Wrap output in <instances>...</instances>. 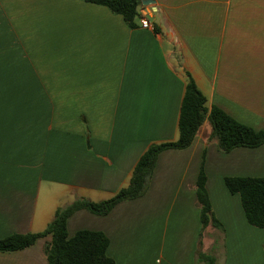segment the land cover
Here are the masks:
<instances>
[{
    "label": "crops",
    "instance_id": "0c3cea01",
    "mask_svg": "<svg viewBox=\"0 0 264 264\" xmlns=\"http://www.w3.org/2000/svg\"><path fill=\"white\" fill-rule=\"evenodd\" d=\"M151 1L129 29L80 0H0V239L40 233L75 200L125 188L150 145L177 140L187 76L208 111L264 129V0ZM210 132L205 122L189 148L162 152L142 197L106 216L73 214L68 237L103 233L116 264H204L199 252L215 264H264V230L224 185L264 178V144L221 153ZM203 154L222 230L201 234ZM49 242L0 253V264H48Z\"/></svg>",
    "mask_w": 264,
    "mask_h": 264
},
{
    "label": "trees",
    "instance_id": "16d2710c",
    "mask_svg": "<svg viewBox=\"0 0 264 264\" xmlns=\"http://www.w3.org/2000/svg\"><path fill=\"white\" fill-rule=\"evenodd\" d=\"M107 8L112 14L122 17L129 29L136 27L140 0H80ZM208 122L210 140L216 141L221 153L237 148L255 149L264 144V129L255 131L241 125L227 114L212 107H205V98L193 80L187 76L185 91L178 120V138L175 142L152 144L137 161L128 185L120 189L112 198L99 202L77 199L68 206L58 209L44 231L34 234H13L0 239V253L23 250L47 236L50 242L43 253L48 264H116L106 254L109 241L101 232L78 231L68 237L67 221L78 211H87L95 216H106L119 203L142 197L149 185L158 156L167 150H184L191 146L203 123ZM204 154L195 183V194L199 208L201 234L208 226L222 230L213 215L206 190ZM224 185L228 193L237 195L247 224L264 230V178L226 177ZM264 254V248H263ZM204 264H215L212 254L198 253Z\"/></svg>",
    "mask_w": 264,
    "mask_h": 264
},
{
    "label": "built area",
    "instance_id": "2783aa9c",
    "mask_svg": "<svg viewBox=\"0 0 264 264\" xmlns=\"http://www.w3.org/2000/svg\"><path fill=\"white\" fill-rule=\"evenodd\" d=\"M141 27L145 28V29H150L151 28V24L149 23V21L147 19H142L141 22Z\"/></svg>",
    "mask_w": 264,
    "mask_h": 264
},
{
    "label": "water",
    "instance_id": "95a60500",
    "mask_svg": "<svg viewBox=\"0 0 264 264\" xmlns=\"http://www.w3.org/2000/svg\"><path fill=\"white\" fill-rule=\"evenodd\" d=\"M140 2H141V5H143V6H145V5H149V4H153V3H154V2L151 1V0H149V1H147V0H140ZM145 2H148V3L145 4Z\"/></svg>",
    "mask_w": 264,
    "mask_h": 264
}]
</instances>
